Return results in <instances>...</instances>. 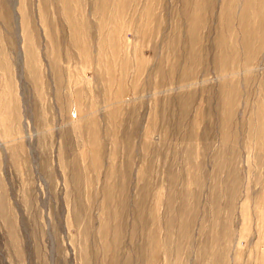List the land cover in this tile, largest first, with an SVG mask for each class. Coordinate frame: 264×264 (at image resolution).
Returning a JSON list of instances; mask_svg holds the SVG:
<instances>
[{
    "label": "rangeland",
    "instance_id": "1",
    "mask_svg": "<svg viewBox=\"0 0 264 264\" xmlns=\"http://www.w3.org/2000/svg\"><path fill=\"white\" fill-rule=\"evenodd\" d=\"M0 264H264V0H0Z\"/></svg>",
    "mask_w": 264,
    "mask_h": 264
}]
</instances>
